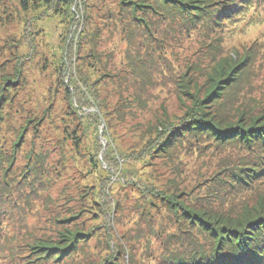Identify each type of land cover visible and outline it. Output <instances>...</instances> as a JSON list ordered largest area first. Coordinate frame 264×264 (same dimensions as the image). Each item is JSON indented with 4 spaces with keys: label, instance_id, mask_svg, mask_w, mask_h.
<instances>
[{
    "label": "rangeland",
    "instance_id": "1",
    "mask_svg": "<svg viewBox=\"0 0 264 264\" xmlns=\"http://www.w3.org/2000/svg\"><path fill=\"white\" fill-rule=\"evenodd\" d=\"M256 10L213 31L201 27L189 34L167 31L151 36L142 31L140 38L117 0H72L59 14L24 11L19 0H0V139L11 149L27 120L42 118L38 130H24L12 173L25 168L27 152L34 147L37 153L43 146L50 170L42 179L46 189L39 191L44 202L32 198L25 230L14 232V239L27 238L16 243L19 264L30 261L28 245L35 237L57 238L63 224L54 225L52 219L69 218L81 209L79 222L86 219L85 227L96 224L100 229L85 245V253L68 264L103 263L111 254L108 245L112 251L127 246L126 264H159L161 253L179 245V237L173 236L179 225L154 190L184 188L195 200L194 181L204 182L216 170L218 159L207 152L199 156L202 153L188 147L172 158L152 157L160 140L155 127L184 116L194 94L206 96L228 67L242 61L248 75L231 84L226 99L237 96L234 107L253 105L251 98L264 102V3ZM125 25L135 36L136 48L125 40ZM89 32H94L93 41L83 37ZM93 50L102 61L90 56ZM130 54L136 61L129 66ZM9 76H16L14 84L7 81ZM65 128L81 137L79 146L64 137ZM92 160L100 165L91 167ZM180 162L182 175L176 169ZM245 195L217 199L218 195L213 200L223 201L226 212L234 214L243 206L264 202V185ZM19 220L17 228L22 225ZM106 225L116 230L111 238ZM5 231L11 238L13 230ZM249 246L252 243L240 248ZM5 255L10 252L5 251L0 264H13Z\"/></svg>",
    "mask_w": 264,
    "mask_h": 264
},
{
    "label": "trees",
    "instance_id": "2",
    "mask_svg": "<svg viewBox=\"0 0 264 264\" xmlns=\"http://www.w3.org/2000/svg\"><path fill=\"white\" fill-rule=\"evenodd\" d=\"M71 1L19 0V4L24 11L34 10L45 14L47 12L59 14L65 8H69ZM117 1L119 11L123 12L127 24L135 27L131 29L136 31L140 38H143L140 34L142 31L150 36L155 32L164 34L167 31L189 34L201 27L213 31L214 27L224 26L245 18L248 12L257 11L256 9L264 3V0ZM110 17L116 20L112 13ZM164 23L167 25H163ZM128 25H125V40L133 48H136L135 36L129 31ZM93 33H84V39L90 38L93 41ZM90 56L101 60L94 50ZM128 60L129 66L135 64L136 59L131 54ZM95 62L97 63V61ZM91 65H94L95 68L96 64L90 63L88 66ZM243 65L245 64L242 61L236 67H228L229 71L226 76L221 78L218 83L214 82L212 88L203 98L196 94L194 97L191 96L193 98L191 99L192 105L186 106L184 116L177 120H164L155 127V132L157 136L159 135L160 140L154 148L152 157L172 158L177 152L178 154L183 153L182 148L188 147L198 151L199 154L202 153L199 156L205 155L207 152L212 153L218 159L216 170L207 176L204 182L202 180L194 181L196 185L193 187V191L196 189L198 191L193 194L195 200L191 196L185 195L184 188V190H178V188L175 190H154L163 206L171 212L172 221L177 226L179 225L180 229L178 235H173L179 237V245L167 253H161L159 264H264V202L261 200L256 205L243 206L234 214H229L222 204L223 201L220 203L219 200H213L218 195L217 199H223L226 196L243 199L246 198L245 193L258 192V188L264 185V102L251 98L253 105H249V107L235 105L234 107L231 104L237 96L234 98L231 94L230 100L226 99L231 84H236L237 79L241 80L248 75L249 71ZM137 68L139 69L134 65L135 71ZM15 79L16 76L7 77V81H11L13 84ZM235 80L236 82H234ZM237 86L239 85L237 84ZM179 87L182 88V86ZM88 90L91 91V87H88ZM66 91L67 94L71 93L68 87ZM68 97L70 96L68 95ZM1 110H3L2 106L0 107L2 115L3 111ZM1 115L0 120L3 119ZM41 120L42 118L27 120L26 126L20 128L22 130L17 136L20 137L19 140L12 142L11 149L5 146L7 142H1L0 139V260L3 259L2 255L5 251H9L10 255L4 257L9 261L11 258L13 264H19L18 261H20L16 256L20 247L16 246V243L27 239H17L16 237L14 239V232L16 229L18 231L25 230L23 226L27 224L26 217L33 211L32 198H38L40 202H44L45 199L39 191L46 189L42 179L46 174L50 175V170L46 167L48 157L43 152L44 146L37 153L33 151L34 147L32 151L27 152L25 168H22L19 174L12 173L18 150L22 145L18 143L22 141L24 130L30 127L38 130L37 125ZM66 136L75 140L76 146L80 145L81 137L77 136L75 131L70 132L68 128H65L64 137ZM209 147L214 150H210ZM113 156L115 159L117 158L115 154ZM92 162L94 164L91 167L100 165L97 161L92 160ZM182 165H184L182 162L176 165L180 175L183 174ZM97 172V170L94 171V173ZM39 183L41 186L38 185ZM145 185L152 186L149 183ZM190 186H192V182ZM146 188L151 189L150 187ZM217 202H219L218 205L214 204ZM83 210L71 213L69 218L52 219L55 221L54 225L58 226L62 223L63 229L57 231L58 236L55 240L35 237L33 242L28 245L32 251H30V261L26 264L40 260L44 261L43 264L50 260L65 261L68 264L78 254L85 253V245L98 235L97 231L100 226L92 224L85 227L86 219L79 222ZM101 211H103L102 207ZM17 215H22V220H19ZM18 220L22 225L17 228ZM8 226L11 228H7ZM106 228L111 238L116 230L112 225L111 227L106 225ZM9 229L13 230L11 238L6 235L5 231ZM25 232L31 233L30 231ZM4 240L7 242L6 245L2 244ZM10 240L11 243L8 244ZM246 243H252L253 246L241 249L240 246ZM115 247L112 251L111 246L108 245V251L111 254L103 263H98L120 264V261L125 263V256L128 253L127 246ZM116 258H118L117 261H115Z\"/></svg>",
    "mask_w": 264,
    "mask_h": 264
}]
</instances>
